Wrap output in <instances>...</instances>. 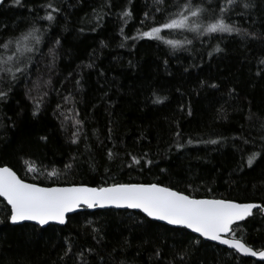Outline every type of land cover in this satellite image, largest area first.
I'll return each mask as SVG.
<instances>
[{
	"label": "trees",
	"instance_id": "1",
	"mask_svg": "<svg viewBox=\"0 0 264 264\" xmlns=\"http://www.w3.org/2000/svg\"><path fill=\"white\" fill-rule=\"evenodd\" d=\"M176 3L5 0L0 40L33 23L43 36L28 54V75L0 102V167L43 187L157 183L197 199L264 205V160L246 163L264 144L259 121L248 119L249 111L264 112V0H202L255 35L166 30L165 40L192 41L175 50L142 38L157 19L179 11ZM49 13L53 21L39 19ZM254 212L231 235L261 251L264 212ZM6 217L0 199V264H180L184 250L187 264H264L134 211L82 210L65 226L46 228Z\"/></svg>",
	"mask_w": 264,
	"mask_h": 264
},
{
	"label": "snow or ice",
	"instance_id": "2",
	"mask_svg": "<svg viewBox=\"0 0 264 264\" xmlns=\"http://www.w3.org/2000/svg\"><path fill=\"white\" fill-rule=\"evenodd\" d=\"M12 2L14 5H21V0H12ZM227 2L232 4L234 0H227ZM4 3L5 0H0V5ZM161 3H165V0H156L157 5ZM201 4L202 0H177L172 8L179 11L173 15H168L167 19H157L156 23L159 26H152L149 31H143L140 34L141 37L148 40L163 41L175 50L184 43L191 44L192 41L165 40L162 33L166 30L187 31L198 37L213 36L216 33L229 35L235 33L241 38L255 35L225 22V9L220 5H217L220 11V15L217 16L215 10L209 11ZM254 6V4H245L246 8ZM44 7L53 8L51 3ZM57 10L53 8V11ZM156 10L165 14L170 11L168 8H157ZM124 15L131 17L132 13L125 12ZM148 15L150 13H145L146 17ZM39 19L51 22L55 17L49 13L44 17H39ZM42 36L41 29L33 23L28 30L20 31L18 34L0 40V50L9 53L6 58L0 56V102H6L13 85L19 81L20 77L28 75V67L32 60L28 54L37 51L36 45L41 43ZM56 43L58 44L59 41L57 40ZM50 51L52 50L50 49ZM214 51L218 53L222 49L217 46ZM261 63H264V60ZM210 86L216 87L214 84ZM154 102L161 101L158 98ZM38 111L39 106L37 104L33 115H37ZM248 119L253 124L259 121L260 135L264 137V112L258 117L256 113L249 111ZM75 135L73 143H76ZM42 139H47V137H42ZM240 139L243 144L250 142L243 136ZM205 143L217 144L218 141L210 140ZM179 146L182 147V145ZM239 151L243 159L245 149L241 147ZM258 159L264 160V144L261 145L260 152L253 151L248 155L247 167L252 168ZM134 162L139 163L140 161L134 158ZM28 170L34 171L31 167ZM56 175L57 172L55 171L49 173V176L55 177ZM0 197L6 201V218L12 224L30 221L41 227L50 224L65 225L68 214L82 207L88 209L97 207L135 209L151 220L163 221L167 225L190 229L206 240L216 241L243 255L258 256L264 260V250L256 251L231 235L234 231V225L243 230V226L239 222L253 217L255 215L254 210L264 212V205L262 204L236 203L225 199H196L184 192L157 183H113L107 187H40L34 183H26L11 167L7 166L0 167ZM70 251L71 248L65 255ZM190 254V250H184L180 255V264H187V258H190ZM156 255H160L159 250Z\"/></svg>",
	"mask_w": 264,
	"mask_h": 264
},
{
	"label": "water",
	"instance_id": "3",
	"mask_svg": "<svg viewBox=\"0 0 264 264\" xmlns=\"http://www.w3.org/2000/svg\"><path fill=\"white\" fill-rule=\"evenodd\" d=\"M26 183H29V182H27V181H25ZM38 186H40V185H38ZM79 186H84V185H79ZM40 187H43V186H40ZM55 187H58V186H55ZM64 187H72V186H64ZM85 187H89V186H85ZM105 187H107V186H105ZM0 199H2L3 200V198L2 197H0ZM197 199V198H196ZM4 201V200H3ZM5 203H6V201H5ZM237 203V202H236ZM256 204H258V203H256ZM108 209H115V210H120V211H134V212H139V213H141L142 215H144L142 212H140L139 210H135V209H126V208H115V207H104V208H99V207H97V208H93V209H88V208H86V207H82L81 209H78L77 211H75V212H73V213H69L68 214V216H67V219H68V217L69 216H72V215H74L75 213H78V212H80V211H82V210H89V211H96V210H108ZM254 211H256V210H254ZM145 216V215H144ZM146 217V216H145ZM148 218V217H147ZM250 218V217H249ZM148 219H150V218H148ZM151 220V219H150ZM152 221H154V220H152ZM246 221V220H245ZM155 222H158V223H160V224H163V225H166V226H169V227H172V228H181V227H178V226H172V225H167L166 224V222H163V221H155ZM242 222H244V221H241V222H239V223H242ZM12 224V223H11ZM21 224H33V225H35L34 224V222H30V221H24V222H21V223H19V224H12V225H21ZM50 225H57V224H50ZM66 225V224H65ZM65 225H58V226H65ZM38 226V225H37ZM49 225H47V226H43V227H41V226H39V227H41V228H46V227H48ZM183 229H185V228H183ZM186 230H188L189 232H191L192 234H194V235H196V236H198V237H200L199 236V234H197V233H194V232H192L190 229H186ZM200 238H202L203 240H205V241H207V242H210V243H212V244H215V245H218V246H221V247H224V248H227V249H229V250H231V251H234V252H236L234 249H232V248H229L228 246H226V245H221V244H219L218 242H216V241H210V240H206L205 238H203V237H200ZM247 246V245H246ZM257 251V250H256ZM238 255H240V256H244V257H248V258H251V259H254V260H256V261H260V262H264V260H261L258 256L257 257H252V256H246V255H243L242 253H238V252H236Z\"/></svg>",
	"mask_w": 264,
	"mask_h": 264
}]
</instances>
